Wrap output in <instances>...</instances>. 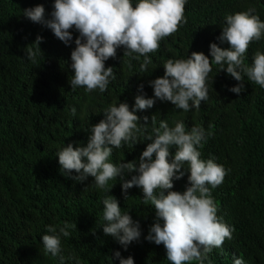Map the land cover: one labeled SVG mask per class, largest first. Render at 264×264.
Masks as SVG:
<instances>
[{
  "label": "trees",
  "instance_id": "16d2710c",
  "mask_svg": "<svg viewBox=\"0 0 264 264\" xmlns=\"http://www.w3.org/2000/svg\"><path fill=\"white\" fill-rule=\"evenodd\" d=\"M54 2L0 0V264H120L117 251L125 259L132 257L135 264H171L164 245L146 239L156 214L150 202L144 204L141 188L129 189L126 199L121 177L109 180L106 190L98 189L92 177L83 183L67 178L60 171L57 153L67 144L86 146L91 127L105 118V110L114 102L117 106L126 102L131 110L137 95L156 99L150 81L164 77L168 59H187L193 52H202L211 60L212 43L230 47L218 39L225 17L254 8L253 14L264 21V0H187V24L148 54L152 63L147 71L140 70L144 57L135 59L136 53L124 56L123 47L117 49L116 58L105 62L106 68H113L115 79L109 78L104 93L70 86L74 75L71 52L79 37L75 28L69 46L23 15V10L43 5L45 18L50 19ZM137 2L132 0L133 6ZM37 36L44 38L40 44L43 53L32 63L25 49ZM257 51L264 53V36L250 44L244 55L247 66H252ZM242 76L246 90L231 92L241 82L213 64L207 79L208 98L199 110L193 107L185 112L156 99L152 108L136 113L142 129L136 142L113 148L110 157L116 164L138 163L151 143L147 136L155 138L154 115L157 128L162 120L170 128L182 120L187 131L193 126L205 130L203 147L198 148L201 159L215 157L216 163L230 170L221 185L208 187L218 205L217 215L235 228L233 239L213 248L211 264H234V258H243L244 264H264V88ZM72 108L77 110L75 116ZM145 116L149 118L146 128ZM171 151L174 155L175 146ZM188 167L186 162L185 170ZM135 174H125L124 179ZM71 175L79 174L73 171ZM188 175L174 181V191L183 193L190 186ZM108 195L118 199L122 213H129L140 224L141 238L127 250L103 233L102 201ZM66 222L77 224V229H70L69 237H61L59 255L46 253L42 235L47 234V226Z\"/></svg>",
  "mask_w": 264,
  "mask_h": 264
},
{
  "label": "clouds",
  "instance_id": "9594fccd",
  "mask_svg": "<svg viewBox=\"0 0 264 264\" xmlns=\"http://www.w3.org/2000/svg\"><path fill=\"white\" fill-rule=\"evenodd\" d=\"M186 3L187 0H138L133 6L132 0H55L50 19L45 18L43 5L25 9L23 15L50 29L65 45L70 46L73 40L71 30L75 28L79 37L75 39L76 46L71 52L74 75L69 80L70 86L72 90L84 87L89 93L96 89L104 93L109 78L115 79L113 68H106L105 62L116 58L117 49L123 47L124 56L133 53L138 54L135 59L143 56L140 70L147 71L152 63L148 54L156 52L164 38L187 24ZM254 12L255 9L250 8L225 17V26L218 39L230 47L221 48L212 43L211 60L202 52H193L187 59H168L164 64V77L150 81L155 98L171 102L176 109L185 112L193 107L199 110L201 102L208 98L207 79L213 64L220 65L222 71L226 70L241 82L229 89L231 92L240 94L246 90L242 73L264 88V53L257 51L250 67L244 61L250 44L264 36V21ZM43 40L42 36H37L35 43L25 49L28 61L35 63L43 53L40 48ZM156 99L137 95L131 110L126 102H120L118 106L114 102L105 110V118L91 127L86 146L67 144L59 150L60 171L80 183L92 177L95 186L102 190L108 188L109 180L121 177L126 199L129 189L141 188L144 204L150 202L156 214V222L150 227L146 239L164 245L171 264H191L193 261L204 264L206 260L211 264L209 254L213 248L221 247L226 239H233L235 228L217 215L218 205L208 187L221 185L230 170L216 163L215 157L206 161L201 159L198 148L203 147L205 130L193 126L187 131L182 120L172 128L162 120L157 128L154 115L151 123L155 138L147 136L151 143L147 144L139 162L116 164L110 160L113 148L136 142L137 134H142L137 123L141 118L136 113L152 108ZM71 111L75 116L76 108ZM143 120L146 128L149 118L145 116ZM173 146L176 148L174 155ZM186 162L189 165L187 170L184 168ZM73 171L79 175L72 176ZM132 173L136 174L130 180L124 179L125 174ZM186 173H190V186L183 193L174 191V181L183 179ZM102 202L103 233L114 237L127 250L133 241L141 238L139 222L133 221L129 213H122L114 196L108 195ZM70 229H77V224L48 225L47 234L42 235L45 252L59 255L61 237H69ZM115 257L120 264H135L132 257L125 259L119 251L115 252ZM234 264H244L243 258H234Z\"/></svg>",
  "mask_w": 264,
  "mask_h": 264
}]
</instances>
